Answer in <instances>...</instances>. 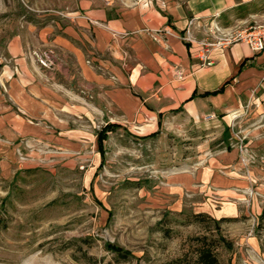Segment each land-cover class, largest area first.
Wrapping results in <instances>:
<instances>
[{"label":"crops","instance_id":"crops-1","mask_svg":"<svg viewBox=\"0 0 264 264\" xmlns=\"http://www.w3.org/2000/svg\"><path fill=\"white\" fill-rule=\"evenodd\" d=\"M65 19L23 23L6 44L3 177L43 164L93 174L117 130L142 140L209 131L218 144L184 175L194 214L222 223L228 264H264V51L216 45L210 27L234 35L262 25L264 0H77ZM201 42L212 44L206 67ZM234 132L245 136L246 165Z\"/></svg>","mask_w":264,"mask_h":264},{"label":"rangeland","instance_id":"rangeland-1","mask_svg":"<svg viewBox=\"0 0 264 264\" xmlns=\"http://www.w3.org/2000/svg\"><path fill=\"white\" fill-rule=\"evenodd\" d=\"M76 2L0 0V72L21 24L63 23ZM208 132L142 140L117 130L90 175L43 164L6 179L0 170V264H228L226 229L194 214L185 186L218 144Z\"/></svg>","mask_w":264,"mask_h":264},{"label":"built area","instance_id":"built-area-1","mask_svg":"<svg viewBox=\"0 0 264 264\" xmlns=\"http://www.w3.org/2000/svg\"><path fill=\"white\" fill-rule=\"evenodd\" d=\"M211 30L216 35L217 43L216 45H230L235 42L243 41L248 44L250 49L253 52H262L264 51V24L258 25V26H253L245 31L238 32L234 35H223L220 33L219 27L215 23H211ZM218 33V34H216ZM185 41L190 40V35L189 33L187 36L183 39ZM200 45L203 47L201 49L196 57L199 60V67H206L208 65H211L212 62L208 59V48L212 46V44L206 43V42H201ZM44 66L47 65L45 61L41 62ZM176 76L178 79H182V73L180 71L176 72ZM239 146V151H240V162L243 165H246L250 162V157L247 156L245 153V150L243 149L242 143L243 139L237 138ZM21 161L24 160L23 157L19 158ZM252 195V192L249 193Z\"/></svg>","mask_w":264,"mask_h":264},{"label":"trees","instance_id":"trees-1","mask_svg":"<svg viewBox=\"0 0 264 264\" xmlns=\"http://www.w3.org/2000/svg\"><path fill=\"white\" fill-rule=\"evenodd\" d=\"M111 127H108L106 129H110ZM104 132L105 130L101 131L98 137V141L101 142L102 139H104ZM120 256L122 257V259H126L127 258V254L126 253H120ZM205 258V255H203L202 260ZM211 261V258L209 259ZM209 261V262H210Z\"/></svg>","mask_w":264,"mask_h":264}]
</instances>
